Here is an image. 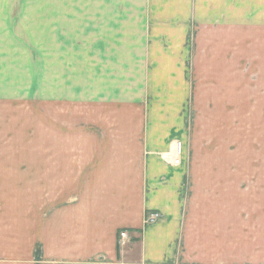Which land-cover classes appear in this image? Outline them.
I'll return each instance as SVG.
<instances>
[{"label": "rangeland", "instance_id": "rangeland-1", "mask_svg": "<svg viewBox=\"0 0 264 264\" xmlns=\"http://www.w3.org/2000/svg\"><path fill=\"white\" fill-rule=\"evenodd\" d=\"M194 1L0 0V170L8 165L38 167L45 155L46 128L48 133L58 128L62 134H82L105 127L98 124L100 118L157 119L165 124L144 121L145 127L167 128L173 136L187 131L188 141L181 137L174 143L182 145L183 165L197 168L185 199L192 213L191 221L187 218L190 237L198 244V166L201 159L209 166L227 164V154L216 153L214 118L239 113L235 123L251 136L253 158L248 164H264V72L247 74L254 61L248 59L249 46L238 44L216 91L217 42L222 36L225 42L232 36L252 37L248 29L201 28L195 11L199 1ZM206 130L212 137L208 147L202 139ZM64 144L65 152L70 144ZM224 171L218 169L220 178ZM6 186L0 196H7ZM10 190L21 203L24 188ZM252 192L262 196L264 188ZM3 235L6 230L0 229V244ZM239 255L241 260L248 256ZM253 264H264V254H257Z\"/></svg>", "mask_w": 264, "mask_h": 264}, {"label": "crops", "instance_id": "crops-1", "mask_svg": "<svg viewBox=\"0 0 264 264\" xmlns=\"http://www.w3.org/2000/svg\"><path fill=\"white\" fill-rule=\"evenodd\" d=\"M198 1L201 28L248 29L252 37L232 36L225 42L222 36L217 42L216 91L225 62L235 60L238 44L249 46L248 59L254 61L247 74L263 73L264 0ZM238 116L225 120L223 113L214 118L216 153L227 154V164L209 166L201 159L198 166V244L190 237L187 218L191 221L192 213L186 200L197 168L183 165L182 145L180 165L171 162L174 141H188L185 129L173 136L167 128L145 127V122L165 124L154 118H100L98 124L105 127L82 134H62L58 128L48 133L46 128L45 155L38 167L8 165L0 170V189L7 185L9 190L7 198L0 196V219L6 212V222L0 225L6 230L0 264H253L257 254H264V195L252 192L264 188V164H248L253 158L251 136L235 123ZM203 138L208 147L212 137L207 130ZM67 141L70 149L64 152ZM184 152L188 154L186 147ZM219 168L226 169L221 178ZM17 186L25 190L21 203L10 190ZM151 213L161 216L149 224ZM121 232L128 237L123 243ZM241 252L247 258L241 260Z\"/></svg>", "mask_w": 264, "mask_h": 264}, {"label": "built area", "instance_id": "built-area-1", "mask_svg": "<svg viewBox=\"0 0 264 264\" xmlns=\"http://www.w3.org/2000/svg\"><path fill=\"white\" fill-rule=\"evenodd\" d=\"M175 158L172 160V164L174 166H179L181 163L180 160V153H181V144L177 143L175 145ZM161 215L159 213H151L149 214V216L147 217V223H153L155 222ZM120 238V242L123 243L125 241H127V232H121L119 235Z\"/></svg>", "mask_w": 264, "mask_h": 264}]
</instances>
